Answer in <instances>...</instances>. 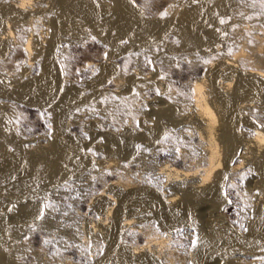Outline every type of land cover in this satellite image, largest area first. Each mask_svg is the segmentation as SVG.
Instances as JSON below:
<instances>
[{
    "label": "rangeland",
    "instance_id": "obj_1",
    "mask_svg": "<svg viewBox=\"0 0 264 264\" xmlns=\"http://www.w3.org/2000/svg\"><path fill=\"white\" fill-rule=\"evenodd\" d=\"M183 1L185 0H130V4H133L131 6H134L136 10L142 11H138L141 12L139 16L143 17L142 20L145 19V22L147 20L149 25L153 23L155 25L167 16L169 7L171 9L176 4L184 9L186 3L184 4ZM51 2V0H34L33 4L37 5L32 6V14L29 13V16L22 19L24 23L21 21L27 33L33 36L39 35L38 41L40 40L44 46L47 44L46 38L49 34L45 20L50 18L49 11H54V5ZM97 2L101 12L104 14L107 12L106 15H101V18L105 17V23H108L109 19L112 22L117 19L113 0H97ZM226 4L229 9L226 23L228 25L221 33L220 39L212 41L211 44L207 42L204 45L199 41L198 45L197 42L195 43L197 37L189 38L190 36L183 34L181 30L172 28V30L164 31L166 32H163L164 34L160 33V37L157 33H151L153 36L145 34L146 38L139 36L144 40L142 39L141 46L135 45V48L132 44L137 43L136 38L130 40L132 38L125 36L119 40L121 48L114 52L100 35L90 32L91 26L87 24L88 27L86 23H81L82 26L78 25L77 30L72 27L73 29H68L70 32L65 31L62 38L58 40L56 53L57 60L60 66L62 65V87L65 90L67 87L70 90L71 88L74 91L78 90L81 93L79 97L85 98L76 100V103L75 101L67 103L69 104L67 108L65 104V109L62 108V111L61 108L51 106L52 112H61L62 122L60 121L59 125L52 119V109L48 107L50 103L45 106L40 102L41 106L34 100L30 102L29 98L28 101L24 97H17V92L13 90L23 88L24 86H19L39 75L38 61L32 55L33 59L30 56L28 60L27 55L21 53L19 39L16 41L18 45L13 39L14 44L11 43L6 50H0L4 53L3 56L0 55V79L6 90L9 89L10 93L13 90L16 93L15 95L7 93L8 91L7 95L0 93V112L6 119L12 135L8 150L19 149L23 154L25 153L27 159H37L42 158L51 148L60 146V151L62 149L63 154L68 155L69 158L74 156V151L76 152V147L80 143L84 150L82 153L85 154H83L85 164L88 163L80 171H76L77 173H71L64 179L50 181V183L45 165L41 163L40 170L37 168L34 172V184L28 185V192L24 188L25 191H18L17 194L8 196L4 189H0V203L6 207L5 211L8 212L5 213L7 217H10L9 220L13 219L12 225L5 233L4 248L11 264L94 263L95 253L105 243L99 235L100 230L95 231L93 228L94 224L98 223L99 215L101 216L100 213L98 215L97 210L95 211L93 204L99 199L97 198L99 190L121 174L125 177L128 175V179L137 181L136 183L140 185L152 184V188L160 190L159 194L164 198L166 194L174 191L172 185L174 183L164 184L162 178L156 176L159 166L167 163L186 170L193 169L199 163L201 152L197 135H194L197 134L199 125L194 118L196 111L194 107H191L194 106L191 101L194 82L205 80L206 91H209L212 85L220 87V81L226 78L221 61L232 58L233 54L238 53L241 48L245 52L244 57L248 55L246 57L257 59L259 52L256 36L264 38V0H227ZM36 8L40 12L37 13ZM5 18L6 21L10 16ZM145 32L142 34L144 35ZM183 37H186L187 42L180 41ZM139 40L141 41L140 38ZM129 41H132L131 44ZM240 57L234 63L237 64L234 67L236 72H233L235 80L238 75L242 73L245 75L246 70L250 69L244 57L242 55ZM211 62L213 67L206 71ZM260 62L263 63L264 60L261 59ZM108 65H113L114 74L101 79L100 71L103 66ZM259 66L264 67V63ZM209 97L208 101H212L213 106L214 98ZM250 104L251 110H248L247 114L252 119V123L241 125L237 129L238 139H240L237 141L239 151L240 147L252 138L255 128L264 132V109L256 100H252ZM156 122L162 125V130L155 137L146 139V133H148L146 130L155 126ZM218 128L219 125L217 131H219ZM165 130L166 133H164ZM117 140L118 142H115ZM148 140L149 143L146 142ZM125 143L129 145L130 150L127 145L124 146ZM125 147L129 150L127 151L129 156L124 151ZM251 160L249 158L245 161L240 170L227 173L226 181L224 180L220 187L222 204L220 201L216 203L217 200L215 201L214 198H212L213 201L210 198L200 199V201L194 199L190 205L192 208H189V217L194 219L191 218V222L186 224L182 222L183 224L180 225V222L166 230L158 227L159 224L156 218L154 219L153 213L136 215L139 226L136 229L137 232H122L118 239L120 249L126 254L125 251L128 253L134 245H143L153 237V234H163L167 239L161 249L157 247L155 250L158 251L160 264H192L195 260V252L198 254L199 251L205 258L203 264H264V244L256 247L246 245L242 247L238 245L241 243H237V247L234 246L235 243L225 246L224 243L215 241L213 232L215 228L221 231L230 229L234 235L237 233L235 237H243L244 232L247 234L249 230L248 224L253 219L254 211L262 203L264 205V172L258 167L257 169ZM110 163L111 169H108L106 165ZM190 182V177L179 181L185 186L190 185ZM175 191L179 197L181 196L180 199L184 198V190ZM18 198L25 199L21 200L23 204L17 201ZM28 204L31 206L29 207ZM31 207L35 209L29 217V222L20 225L25 213H29L27 208ZM114 207L118 209V201L114 202ZM21 209H25V212L23 213ZM127 211L119 212L121 219L128 216ZM41 212H43V218L38 219ZM15 218L19 221V224L15 222L18 224L17 227L13 222ZM208 236H213L214 240ZM204 238L215 241L214 247L211 246L212 242L206 240L210 242L208 244ZM202 242L207 243L206 246H203ZM217 243L222 247H219ZM173 254L177 256L169 262L168 258Z\"/></svg>",
    "mask_w": 264,
    "mask_h": 264
},
{
    "label": "bare ground",
    "instance_id": "obj_2",
    "mask_svg": "<svg viewBox=\"0 0 264 264\" xmlns=\"http://www.w3.org/2000/svg\"><path fill=\"white\" fill-rule=\"evenodd\" d=\"M33 1L34 0H0V50L1 49L2 51L3 49L6 50L9 47V45L13 43L12 41L13 39H15L14 40L15 43L16 41H18L17 39H19L20 40L19 42H21L19 43L21 53H25L27 55L26 57H28V60L29 57L32 55L34 59L38 61L40 67V73L37 77L26 81V84H24L25 83L24 82L23 83L24 85L19 86V87L24 86L23 88H19L17 86L19 88L18 90L13 89L15 92H17V97L18 96H20L21 98L24 97V99L26 100L29 98L30 102H32L31 100H34L36 104L37 103L40 104V102H42L44 103V105L45 104L47 105L48 103V105L51 104L50 106H48L49 109H52L53 107L54 108L58 107L61 108L60 109L61 111L62 108H64L65 106H66L65 108H67V106L69 105L67 103L73 101H75L76 103V100L79 101L82 98H85V97L81 98V96L79 97L81 93H79L77 89H76L77 91H74L72 88L70 90V88L67 87V89L69 88V90L67 89L65 90L62 87V83H61L62 65L60 66L56 57L57 43L59 38L63 35V33H65V31H68V29L72 27L73 28L75 27L74 29H76V27L81 23L82 24L86 23V25L88 24L89 26H91L89 27L87 25L89 28L92 29L90 32L100 35L103 38V40L106 41V43H108V45L111 46L114 52H116L118 49L121 48L119 47V43H120L119 40L125 36L128 38L129 37L132 38V39L129 38L130 40H135L133 38H136L135 41L137 43L132 44L133 45L132 47L135 48L136 46L138 47L141 46L140 43L143 42L144 40L142 37L139 36L145 37L146 36L145 34L149 36V34L151 33L152 34L157 33L160 37V33L164 34L166 33L164 31H167L168 29L172 30V28L173 29L175 28V30L176 29L181 30L183 34L190 36L189 38L197 37L198 39L195 41V43L197 42L198 45L199 43L200 44L204 43L205 45V43L207 44V42L211 44L212 41H215L216 39L218 40L220 39V36L222 35L221 33L228 25L226 23L229 16V9L226 4L227 0H185L183 1L184 4L186 3L185 8L183 7L184 9L179 8L178 5L175 4V6L173 5L171 9L169 7V12L167 16L166 17L164 16L165 18H162L163 20L161 19L160 23L157 24L156 22L155 25L154 23L153 25H149L150 23L148 24L147 20L145 22L144 21L145 19L142 20L141 18L143 17L139 16L141 15L140 13L142 11L136 10L134 6H131L133 4H130L131 3L130 0H113L114 10H115L114 13H116L115 16H117V19H115L113 22L110 21L109 19V22L108 23L106 22L107 23L106 24L105 17L101 18V15L102 14L106 15L107 12L105 11L106 12L105 14L101 12V8L97 0H51L53 2L51 3L54 5V11L52 12L49 11L48 14L50 18L49 20H45L47 21L46 30L49 31V34L46 38L47 44L45 43L46 45L44 46L40 43V40L38 41L39 35L33 36V34L31 33H27L26 32L27 30L24 28V25L21 23L24 17L32 14L31 13L32 6L34 7V5H37V4H33ZM36 7L38 8V6ZM37 8H36L37 10L36 12L38 13L40 11H38ZM138 11L141 12L139 13ZM6 16H10L9 19H11L10 21L12 22H10L9 19L5 21L4 19H6L5 18ZM221 20H223L224 23H221ZM145 31L148 33H146ZM143 32H145L144 35L142 34ZM178 37L181 38L180 36ZM139 38L141 39V41L139 40ZM256 39L258 40L257 51L259 52V55H257V59L256 58L252 59V57L251 58L246 57L248 55H245L244 57L243 53L245 54V52L242 51L241 48V50L238 51V53L235 52V54H233L234 56H232V58H228L225 61H221L222 63L220 64L225 68L223 71L226 78L220 81L221 83L220 87L217 86L213 87L212 85L210 90L206 91V89H204L205 80H200V81L197 80L194 82L192 88V99H191L194 106L191 107L192 108L194 107L196 111L194 118L196 120V123L199 125V130L197 131V134H194L195 136L197 135V140H198L197 142L199 144V149H200L199 151L201 152L200 155L201 157L198 156L200 160L199 159H198L199 161L197 160L199 163L193 169L189 168L186 170H181L177 167H174L172 164H167V163L166 164L163 163L162 165L159 166L158 170L156 169L157 170L156 176L160 179L162 178V182H164V184L168 182L174 183L172 184L174 191L172 192L170 191L171 193L166 194V197L163 198L159 194L160 190L157 191V189L152 188L151 186L152 184L143 185L144 184L143 183L140 185L136 183L137 182L136 180H135L136 182H134V180L128 179L127 178L128 175L125 177V176H121L120 174L119 176H117V179H111L110 182L107 185H105L103 189L99 190L98 193L96 192L97 198L99 199H97L95 203L93 202V204L95 211L97 210L98 215L100 213L101 216L99 215L97 221L98 223L96 225L94 224L93 228L95 231L96 229L100 230L99 235H101V238L102 240L105 241V243H103L102 248L101 249L99 248V250L95 253L96 255H95L94 263L92 264H119V263L160 264L159 255H157L158 251L156 252L155 250L157 249V247L161 249V247L164 245L165 240L167 239L166 235L153 234V237L147 240L143 245H134L132 249H130V251L128 250V253L125 251L126 254L123 253V251L120 249L118 245V239L121 236L122 232L124 231L128 233L137 232L136 229L139 226L135 218L136 215L144 214L146 212L148 213L151 212V214L153 213V215L155 216L154 219L156 218L159 224L158 227L161 228L162 230L164 229L166 230V228L168 227H170L171 229L173 226H176V224L180 222H181L180 225L183 224L182 222H184V224H186V222L189 223L191 222V218H192L189 217V211H190L189 208L191 207L190 206L191 203L194 202V199H199L200 201V199L204 200L206 198L207 199L210 198L211 200L212 198H214L215 201L217 200L216 203L218 201L221 202L220 187H222V184L228 172L230 171L234 172L240 170L241 168H243L242 166L244 162L248 161L249 158L250 160L251 159L253 160L252 163L253 165L256 166V168L258 167L259 170L261 169L264 172V132L260 129L255 128L252 138L250 137L251 139H249L246 142L244 141L245 143L243 144L242 147H240L241 148L240 151H239V145H237V141L240 140L238 139V134H237L238 127L239 126L241 127V125H247L252 123V119L247 114L248 110L249 111L251 110L250 102H252V100L253 101L256 100L261 104V107L264 109V67L259 66L260 64L264 63V62L263 63L260 62L261 59L264 60V38L261 37L258 38L256 36ZM185 40L186 37L185 38L183 37L180 41L181 42L183 41L184 43ZM35 43L37 44L35 45ZM2 51L0 52L1 53L0 55L3 56L4 53H2ZM240 55L244 57L246 64L247 63L249 64L247 67L250 69L246 70L247 72L245 73V75H242L243 73L241 74L238 72V74L241 75H238L237 76L238 78L235 80L233 78V72H236L234 67L237 64L235 65L234 63H236L235 61L236 59H239L238 57H240ZM32 56L31 58L33 59ZM212 67H213V63L211 62L207 66L206 71L211 70ZM112 74H114L113 65L111 66L108 65L106 67L103 66V68L100 71L101 79L104 77L106 78L107 76ZM132 81L134 82L135 80L133 79ZM131 83L130 85H132ZM90 86H94V85H90ZM8 90L4 88L3 83L0 79V93L1 94L5 93L4 95H7L6 92ZM13 90L11 93L10 91H8L7 93L12 94L14 93ZM15 94L16 93H14V95ZM208 95L214 98L213 106L211 105L212 101L211 102L208 101V99L210 98ZM34 101L33 103H35ZM52 105L53 107H51ZM52 111L53 109L51 110L52 119L54 120L55 123L59 125L60 121L62 122L61 112L59 113L58 111L55 112ZM218 125H219L218 128L219 131H217ZM161 126H162L161 124H158L156 122L155 126H151V128H148L149 130H146L148 132L146 133L147 134L146 139H151L155 137L156 134H159L160 133L159 131L162 130ZM249 127H252V125L251 126L249 125ZM164 133H166V130ZM118 140L115 142H118ZM128 140H130V138ZM11 141H12V135L9 129V125L6 119L4 118V116L0 112V189H4V191H6V194L8 196H13L14 193L17 194L18 191L20 192L24 190V188H26V192H28L29 191L27 190L28 185L30 186L34 184L33 183L35 180L33 179L35 175L34 172L37 168L40 167L41 163L45 165L44 168L46 173L48 174L49 183L50 181H58L64 179L70 176L71 173L80 171L82 168H84V166H86V164H88V163L85 164V157H84L85 154L82 153L83 149L81 148L80 143L78 144L79 146L77 145L76 147V152L74 151V156L72 155V157L69 158L67 157L68 155L66 153L65 154L67 156L63 154L64 152L62 149L60 151V146H59L60 144H59L58 148L53 147L51 148V150H48V152L46 151V153L43 155L42 158L27 159L24 155L25 153L23 154V152L19 149L14 151H9L10 149L8 150ZM146 142L149 143V140ZM125 145L127 144L125 143L124 146ZM128 146L129 145H127V147ZM124 149H125L124 151H126V155L129 156V153L127 152L130 150L129 147H128L129 150H126V147ZM249 153L251 154L249 155ZM126 155L125 157H127ZM107 165L106 167L108 169H111L110 168L111 163ZM189 177L191 178L190 183L192 185L191 184L189 185L187 183L188 185L185 186L183 183L182 184L179 183V181H181L182 179ZM183 187L186 188L183 189ZM175 190H181V191L184 190L185 192L183 195L184 198L180 199L181 196L179 197V195L176 193ZM23 199L24 198H22L21 200ZM21 200L19 199L17 201L20 202ZM115 201L119 202L118 209H115L116 207H114ZM220 204H222V202ZM30 206L31 205H29V207ZM5 209L6 207L3 205V203H0V264H11L10 261L8 260L9 257H7L4 248L6 245L5 233L7 232L8 228L12 225L11 221L13 219L11 221L9 220L10 217L9 216L7 217L6 215L8 211L6 212ZM34 209H35L34 207L27 208L29 213H25L26 215H24L23 220H21L20 222V225L29 222L30 219L29 217L34 213L33 212ZM21 210L20 213L25 212V209H23L22 212ZM121 210H128L127 211L128 216L127 217L124 216L125 218L121 219V216L119 214ZM253 214H252L253 219H251L252 220L251 223L248 224V226L250 225L248 228L249 230L248 232H246L247 234H245L244 232L243 237L242 236L241 238L235 237L237 233L234 235L233 231L231 232L230 229L229 231H225L223 229H222L223 231H221L219 230V228H217L218 230L215 228V231L217 230L216 232L213 231L215 234L214 235L216 239L215 241L224 243L225 246L226 244L228 246L229 244L235 243L234 246L236 247L238 245L240 246L242 245V247L243 245L244 246L246 245L248 247L250 246L256 247L263 245L264 244L263 203L261 206H259V208H257L254 211ZM13 222L14 224H16L19 221L16 220L15 218ZM18 224H16V226L13 225V227L14 226L17 227ZM97 226L98 228H96ZM210 237H212V239L214 238L213 236ZM210 237L208 236V238ZM208 238L207 239L204 238L205 242L207 241L212 242L211 246L214 247L213 244H215L216 242L212 241L211 239L208 240ZM205 242H202L204 243L203 246L204 245L206 246L207 243L210 244V242H207L206 244ZM237 243H241V244L236 245ZM217 245H219V247H222L218 243ZM122 246L123 245H121V247ZM195 253H196V256L194 255L195 260L193 257L194 261L192 264H203L204 262L203 259H205L203 257V253L200 251L198 254L197 252ZM175 256L174 254L170 255V257L168 258L169 262L175 259Z\"/></svg>",
    "mask_w": 264,
    "mask_h": 264
},
{
    "label": "snow or ice",
    "instance_id": "obj_3",
    "mask_svg": "<svg viewBox=\"0 0 264 264\" xmlns=\"http://www.w3.org/2000/svg\"><path fill=\"white\" fill-rule=\"evenodd\" d=\"M164 15H166V13H164ZM221 23H224V21L221 20ZM37 218L38 219H42L43 218V212H41L40 215Z\"/></svg>",
    "mask_w": 264,
    "mask_h": 264
}]
</instances>
